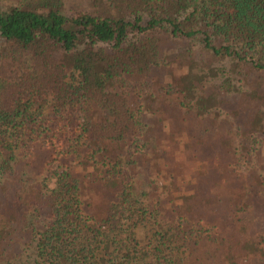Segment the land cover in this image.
<instances>
[{
  "label": "trees",
  "instance_id": "16d2710c",
  "mask_svg": "<svg viewBox=\"0 0 264 264\" xmlns=\"http://www.w3.org/2000/svg\"><path fill=\"white\" fill-rule=\"evenodd\" d=\"M258 139L264 0L0 7V264H264Z\"/></svg>",
  "mask_w": 264,
  "mask_h": 264
},
{
  "label": "rangeland",
  "instance_id": "374dc122",
  "mask_svg": "<svg viewBox=\"0 0 264 264\" xmlns=\"http://www.w3.org/2000/svg\"><path fill=\"white\" fill-rule=\"evenodd\" d=\"M13 3H15V0H0V7H7L9 5H12ZM180 45L181 44H179V43H176V44H172V43L168 44L167 43L166 48H165L166 54L170 57L169 61L172 64L170 66H171V68H173L175 70L176 74L181 75L182 73L186 72L188 69H192L195 73H205L206 74L207 73V65L205 62L204 63H192V62H188L185 59L176 60L174 58H171L175 53H177L178 51H181L184 48L183 45H181L183 48L180 50ZM169 61H168V63H169ZM192 64H194V65H192ZM233 66H234L233 62L230 60H228L226 63V61H223L220 59H218V60L214 59V64L213 65L211 64V67L218 69V70L214 71L216 76H208L206 78L207 83L209 85H220L223 83L224 80H226V78H228L229 80L232 81L233 85H235L236 87H238L240 89V91L247 89L249 87L248 81H251L252 78L247 79L246 75H241L240 72L235 71ZM236 145H238V143H236ZM255 146L258 147V151H262L261 159L258 160L256 157H254V153H252L253 161L252 162H243V160H242L240 167H238V171L240 173L246 174L247 173L246 168L253 166V168L257 172L264 175V142H262L261 139H258ZM239 148H240V146H239ZM237 157H239V155H237ZM177 159H179V161H181V162H185V157L182 154H180ZM195 167H196V165L190 164L189 165V172L190 173L194 172ZM160 185H161V183L158 184V186H160ZM258 217L260 218L261 216L258 215ZM238 218L240 221L248 222L249 224H251L252 229L251 230L249 229L248 234H250V236L252 238L259 239V237L264 235V224H259V223L254 224V221L251 217L250 211L240 213ZM263 219L264 218H262V220ZM254 235H255V237H254Z\"/></svg>",
  "mask_w": 264,
  "mask_h": 264
}]
</instances>
